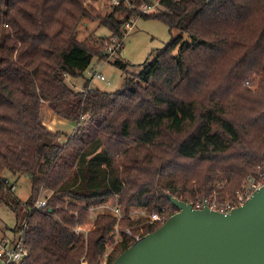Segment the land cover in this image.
<instances>
[{"label":"trees","instance_id":"obj_1","mask_svg":"<svg viewBox=\"0 0 264 264\" xmlns=\"http://www.w3.org/2000/svg\"><path fill=\"white\" fill-rule=\"evenodd\" d=\"M84 2L0 0V203L15 211L12 233L26 223L29 245L6 264H109L135 240L125 227L143 235L165 221L131 219L132 207L171 209L167 193L232 194L264 169V0H159L154 13L120 5L104 16ZM134 16L179 33L117 90L88 88L86 68L109 56L107 42L123 39ZM95 17L110 34L79 40L78 24ZM64 73L84 78L83 90ZM44 104L75 122L63 139L45 124ZM6 172L29 176L25 200ZM105 202L123 214L119 237L108 209L77 234L88 209Z\"/></svg>","mask_w":264,"mask_h":264},{"label":"water","instance_id":"obj_2","mask_svg":"<svg viewBox=\"0 0 264 264\" xmlns=\"http://www.w3.org/2000/svg\"><path fill=\"white\" fill-rule=\"evenodd\" d=\"M166 196L177 210L109 264H264V183L228 212Z\"/></svg>","mask_w":264,"mask_h":264},{"label":"rangeland","instance_id":"obj_3","mask_svg":"<svg viewBox=\"0 0 264 264\" xmlns=\"http://www.w3.org/2000/svg\"><path fill=\"white\" fill-rule=\"evenodd\" d=\"M87 7L93 15L98 16H104L113 9L103 2H89L87 3ZM99 19L100 17L85 19L84 22L87 23L85 25L83 22H80L77 27V38L85 41L88 39L97 40L101 37H107L110 34V30L106 25H100ZM178 33L179 30H170L165 23L158 19L136 16L132 21L131 28L126 29L121 45L116 50L110 52L108 46H112L114 42H107L106 50L109 52V56L102 60H99L97 57L92 59L91 63L93 66L95 65L94 67L98 68L105 75L106 79L100 80L93 77L88 81V87L107 91L117 90L124 79L132 77L133 74L139 72L143 63L151 59L158 49L162 48L171 37L176 36ZM183 40L190 41L191 37L184 33ZM176 52L177 49L174 50V53ZM117 60L128 63L127 72L117 66ZM85 75L87 77L86 73ZM66 81L75 90L83 88L84 78L70 77ZM43 120L52 130L60 131V139H63L64 133L71 132L75 125L73 120H67L56 115L47 104L43 106ZM6 175L10 183L15 184L13 188L14 195L21 200H25L30 193L29 176L24 173L12 172H6ZM49 193L48 190H43L40 198H45ZM91 219H88L84 223V228L91 226ZM15 222V211L6 204L0 203V235L2 233L4 235L12 233L11 231L14 230ZM117 238L118 235L115 234L114 239ZM112 244L111 242L107 245L106 252L111 248Z\"/></svg>","mask_w":264,"mask_h":264},{"label":"built area","instance_id":"obj_4","mask_svg":"<svg viewBox=\"0 0 264 264\" xmlns=\"http://www.w3.org/2000/svg\"><path fill=\"white\" fill-rule=\"evenodd\" d=\"M89 2H103L106 3L109 7L114 8L116 6H127L128 8H136L140 13H154L159 10L161 7L159 0H86L84 3L87 5ZM136 16L132 17L130 21L125 22L124 26L126 29H130L132 26V21ZM7 25V24H6ZM112 46H108V50L113 52L116 50L122 42V39L112 38ZM95 66V65H94ZM92 63L86 68V74L91 80L93 77H96L100 80H105V75L100 72V70L94 67ZM65 79L69 80L70 76L64 73ZM89 88V87H88ZM79 90H83L79 89ZM5 182L10 183L9 178H5ZM264 183V169L260 166L257 167L254 173H248L245 176V179L241 186L236 189L232 194H225L221 196L220 192H213L212 194L197 196L194 200H184L185 202H190L192 207L201 208L207 206L210 209H215L221 212H228L232 208L242 204L254 190ZM11 184V188L15 187V184ZM46 205V199L39 198L34 207L37 209H43ZM110 210L116 216V223L114 225L115 234L119 237V221L123 217V214L120 212V209L115 204H110L108 202L101 203L95 207H90L88 209V219L94 218L95 214L99 211ZM177 208L173 205V208L167 209L165 206L159 209L149 210L145 207L136 208L132 207L127 214L131 219H141L146 223H154L156 221H164L165 214L167 212H175ZM171 213V214H172ZM87 219V220H88ZM91 219V220H92ZM84 224L77 223L74 227V230L77 234L83 233L86 235L90 227L84 228ZM26 223L23 222L22 226L18 228L14 233L8 235H0V264H6L9 261L19 262L23 260L29 253V245L26 243L25 233H26ZM142 230V229H141ZM141 230L133 233L130 227H125L124 231L127 234H130L134 239H138L142 236Z\"/></svg>","mask_w":264,"mask_h":264},{"label":"crops","instance_id":"obj_5","mask_svg":"<svg viewBox=\"0 0 264 264\" xmlns=\"http://www.w3.org/2000/svg\"><path fill=\"white\" fill-rule=\"evenodd\" d=\"M87 24L86 22H84V25Z\"/></svg>","mask_w":264,"mask_h":264}]
</instances>
